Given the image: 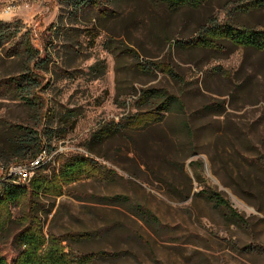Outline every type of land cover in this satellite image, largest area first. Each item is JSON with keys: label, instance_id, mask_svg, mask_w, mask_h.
Segmentation results:
<instances>
[{"label": "rangeland", "instance_id": "obj_1", "mask_svg": "<svg viewBox=\"0 0 264 264\" xmlns=\"http://www.w3.org/2000/svg\"><path fill=\"white\" fill-rule=\"evenodd\" d=\"M70 3L0 0V148L8 126L23 124L57 151L45 175L74 157L95 162L62 196L38 200V261L51 251L62 264H264V52L186 45L212 22L263 29L264 11L239 14L235 0L177 9L118 0L104 18L75 16ZM29 43L47 57L39 120L11 88ZM146 89L158 97L143 103ZM168 98L176 101L158 112ZM148 112L155 118L138 127L146 120L134 116ZM21 211L9 207L1 236L8 263Z\"/></svg>", "mask_w": 264, "mask_h": 264}, {"label": "trees", "instance_id": "obj_2", "mask_svg": "<svg viewBox=\"0 0 264 264\" xmlns=\"http://www.w3.org/2000/svg\"><path fill=\"white\" fill-rule=\"evenodd\" d=\"M71 2V13L75 16L79 13L90 9L96 10L102 14L103 17L114 16L113 11L108 9L110 3L118 0H67ZM157 3L170 6L174 9L183 6H199L207 0H152ZM237 6L235 11L239 14H250L257 11H264V0H235ZM105 12V13H103ZM1 34V33H0ZM2 35V34H1ZM0 35V36H1ZM221 41L228 43L235 48L243 50H254L264 52V27L259 29L257 27L239 25L231 22H224L217 24L210 23L208 27H204L198 34V37L193 41L188 42V47L195 48H216V42ZM24 48V62L23 70L16 81L12 82L11 88L15 93L17 99L22 100L28 104L36 112V120L44 118L46 111L37 106V100L45 91L48 83L43 84V68L47 66V57H43V52L33 48L30 43ZM159 70L172 74V69L168 64H158L156 67ZM46 82V81H45ZM158 97L156 90L146 89L140 94V101L145 103L152 97ZM176 99L168 98L161 101L158 105V112H165L167 107L174 103ZM39 112V113H38ZM143 118L145 123H142ZM155 113H144L135 115L134 119L138 120V127H145L147 120H153ZM69 115H64L61 120L67 122ZM74 122L69 125L70 130L74 127ZM109 134H115V130L108 131ZM4 137L2 143L3 148H0V164L3 163L5 167L3 174L0 176V245L4 241V231L7 223L10 222L9 207L19 205L22 209L21 218L19 219V230L12 238V245H14L17 255L8 263L3 249L0 246V264H42L38 261L40 253L44 248V238L40 234V220L37 217L38 200L41 197H57L64 194V187L67 184L76 182L84 173L86 169L95 164L93 159L88 157H74L68 162L63 163L54 173L45 175L53 164L36 169L29 182L21 185L16 182L14 177L7 176V170L11 166L27 165L33 161L42 151H47V145L44 140V131L42 129L32 128L23 124L9 125L7 132L2 135ZM64 136V135H63ZM62 136V137H63ZM56 159V158H55ZM55 161V160H54ZM54 163V162H53ZM50 172V171H49ZM44 173V174H43ZM209 202H212L217 208L225 207L236 218L242 219L229 205L228 201L222 198L220 193L212 190L201 193ZM139 211V214L145 216V213ZM98 257V254L94 255ZM56 260L55 264H62L61 257L48 252L43 264H48L50 260Z\"/></svg>", "mask_w": 264, "mask_h": 264}, {"label": "built area", "instance_id": "obj_3", "mask_svg": "<svg viewBox=\"0 0 264 264\" xmlns=\"http://www.w3.org/2000/svg\"><path fill=\"white\" fill-rule=\"evenodd\" d=\"M56 156L57 151L49 153L44 150L27 165L10 167L7 170V176L14 177L16 179V182L21 185H25L29 182L36 169L53 164Z\"/></svg>", "mask_w": 264, "mask_h": 264}]
</instances>
